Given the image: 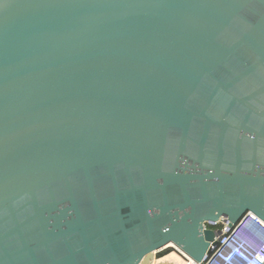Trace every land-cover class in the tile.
I'll return each mask as SVG.
<instances>
[{
  "label": "water",
  "instance_id": "water-1",
  "mask_svg": "<svg viewBox=\"0 0 264 264\" xmlns=\"http://www.w3.org/2000/svg\"><path fill=\"white\" fill-rule=\"evenodd\" d=\"M264 219V0H0V264L197 261Z\"/></svg>",
  "mask_w": 264,
  "mask_h": 264
},
{
  "label": "built area",
  "instance_id": "built-area-1",
  "mask_svg": "<svg viewBox=\"0 0 264 264\" xmlns=\"http://www.w3.org/2000/svg\"><path fill=\"white\" fill-rule=\"evenodd\" d=\"M209 225L219 233L216 244L202 261L179 250L190 264H264V219L256 213L246 212L232 226L225 218Z\"/></svg>",
  "mask_w": 264,
  "mask_h": 264
},
{
  "label": "bare ground",
  "instance_id": "bare-ground-1",
  "mask_svg": "<svg viewBox=\"0 0 264 264\" xmlns=\"http://www.w3.org/2000/svg\"><path fill=\"white\" fill-rule=\"evenodd\" d=\"M172 246L176 247L178 251L171 250V251L167 252L166 254H164L163 256L156 257L151 262V264H190L188 259L180 254L179 250H182L180 248V246H178L174 242H171V243L167 244L166 246H163V247L159 248L158 250H162V249L169 248V247H172ZM153 253H155V251L150 253V254H148L144 260H147L148 257L150 255H152Z\"/></svg>",
  "mask_w": 264,
  "mask_h": 264
},
{
  "label": "rangeland",
  "instance_id": "rangeland-1",
  "mask_svg": "<svg viewBox=\"0 0 264 264\" xmlns=\"http://www.w3.org/2000/svg\"><path fill=\"white\" fill-rule=\"evenodd\" d=\"M207 225V224H206ZM208 227V226H207ZM171 251V250H175V251H178L176 247L172 246V247H169V248H165V249H162V250H158V251H155V253H153L152 255H150L148 257V259H155L156 257H160V256H163L165 252L167 251ZM147 259V260H148Z\"/></svg>",
  "mask_w": 264,
  "mask_h": 264
},
{
  "label": "trees",
  "instance_id": "trees-1",
  "mask_svg": "<svg viewBox=\"0 0 264 264\" xmlns=\"http://www.w3.org/2000/svg\"><path fill=\"white\" fill-rule=\"evenodd\" d=\"M207 226L209 227L210 225L207 224ZM169 251H170V250H169ZM169 251H167V252H169ZM167 252H165L164 254H166ZM152 261H153V259H148V262H150V264H151Z\"/></svg>",
  "mask_w": 264,
  "mask_h": 264
}]
</instances>
